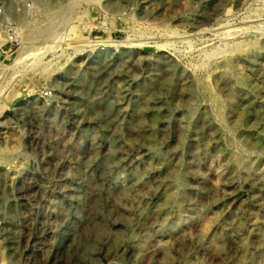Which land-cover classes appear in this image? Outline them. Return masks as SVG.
I'll use <instances>...</instances> for the list:
<instances>
[{
	"label": "rangeland",
	"instance_id": "obj_1",
	"mask_svg": "<svg viewBox=\"0 0 264 264\" xmlns=\"http://www.w3.org/2000/svg\"><path fill=\"white\" fill-rule=\"evenodd\" d=\"M67 1L0 0V264H264V0H82L2 47Z\"/></svg>",
	"mask_w": 264,
	"mask_h": 264
},
{
	"label": "bare ground",
	"instance_id": "obj_2",
	"mask_svg": "<svg viewBox=\"0 0 264 264\" xmlns=\"http://www.w3.org/2000/svg\"><path fill=\"white\" fill-rule=\"evenodd\" d=\"M79 1H82V0H68L67 3L64 5L55 3L54 5H51L48 7L47 6L38 7L36 8V10L34 9L33 11L26 13V24H25L24 31L20 32L19 28H16L15 30L16 34L20 36L19 38L21 39L20 41L22 44L20 48L21 52L23 54L29 55L30 53H33L35 51L34 48H32L30 44H28L29 41L31 40H34V39H49L50 40V39H54L62 35V30L67 26L69 19H70V15L73 11V8L75 7L76 3H78ZM85 1L97 2L99 0H85ZM0 32H2V29H0ZM113 45L117 46L119 45V43H115ZM20 59H21L20 56L14 59L15 61L14 64L15 65L18 64L20 62ZM32 62L37 65L41 64L40 57H35V59H33ZM0 67H3V66L0 65ZM238 82L243 86L246 85V79L243 76L238 78ZM217 111L219 114H221L219 107L217 108ZM254 183L258 185H262V180L257 178L256 181L253 182V185H255ZM257 188L260 189L261 187L260 186L254 187V189H257ZM167 201L170 202L171 198ZM162 209L163 208H157L156 210H154V215L156 217H159L162 213ZM181 223H182V220L180 218H177L175 222L171 223V225L179 226ZM238 235H239L238 230L235 231L233 234H231V236L234 238H237ZM201 245H202L201 243H197V248H199V250L202 247ZM137 247H138L137 245H133L128 250L130 252H134L137 250ZM243 249H244L245 254L243 255L241 264H252L253 259L255 258V255L247 252V246L245 244L243 245ZM259 249L261 252H264V245H260Z\"/></svg>",
	"mask_w": 264,
	"mask_h": 264
},
{
	"label": "built area",
	"instance_id": "obj_3",
	"mask_svg": "<svg viewBox=\"0 0 264 264\" xmlns=\"http://www.w3.org/2000/svg\"><path fill=\"white\" fill-rule=\"evenodd\" d=\"M25 8H30V4L27 2L25 4ZM16 26H14L12 23L7 22L6 24V36H5V42L2 47H7L8 49L14 48L20 44V38L16 34Z\"/></svg>",
	"mask_w": 264,
	"mask_h": 264
}]
</instances>
